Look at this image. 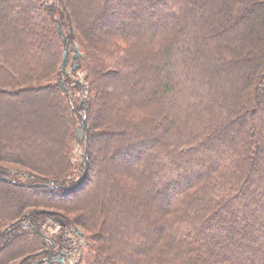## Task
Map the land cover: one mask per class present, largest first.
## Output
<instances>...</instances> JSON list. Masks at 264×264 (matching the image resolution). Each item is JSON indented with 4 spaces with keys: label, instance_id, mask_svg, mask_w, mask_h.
Segmentation results:
<instances>
[{
    "label": "trees",
    "instance_id": "trees-1",
    "mask_svg": "<svg viewBox=\"0 0 264 264\" xmlns=\"http://www.w3.org/2000/svg\"><path fill=\"white\" fill-rule=\"evenodd\" d=\"M57 1L0 0V264L41 258L50 218L85 264H264V0Z\"/></svg>",
    "mask_w": 264,
    "mask_h": 264
},
{
    "label": "rangeland",
    "instance_id": "rangeland-1",
    "mask_svg": "<svg viewBox=\"0 0 264 264\" xmlns=\"http://www.w3.org/2000/svg\"><path fill=\"white\" fill-rule=\"evenodd\" d=\"M47 3L49 5H52V6H55V7H59V3H58L57 0H47ZM170 33H172V32H170ZM72 48L77 49V44L74 43V44H72V45H70L68 47V49L70 50V55L68 57V63H67V67H66V70H65L66 74L68 76V79L70 81V85L71 86H72V80H74V79H77L81 85H85L86 83H85V80H84V74L79 72V71L76 72L72 68V58H73V55L75 54V52H74V50ZM258 48L259 47H257L256 49H258ZM146 50L147 51L149 50L148 46L146 47L145 45H142V46L138 45L137 48H136V53L141 52V53L144 54V52ZM145 77H146V79L144 78V80L143 79H142V81L140 80L141 81L140 83H143V87H145V89L152 90V85L151 84L154 82L153 76L151 77L150 74H149V75H147ZM228 77H230V76H228ZM63 79H64V77H63ZM136 87H138V85H136ZM84 97H85V93L82 94V95L81 94L77 95V98L80 99V100L83 99ZM161 105H163V97L160 96V97H158L156 99V101L154 103L149 104L148 106L152 107L153 111L155 110L157 112V110H158L157 107H161ZM125 122H128L126 120V117H125ZM55 124L56 123L54 122L53 125H55ZM58 127H60L59 124H58ZM108 129H110L109 125H108V128H106V127L104 128L103 132L107 133V131H109ZM159 141L165 143V145H168V146L170 145L169 142H167L168 140H163L162 137L159 138ZM83 142H85V141H83ZM81 143L82 142L78 141V143H76L73 146L72 164L74 166V170H73L72 176L68 178V182H67L68 185L69 184L71 185L72 182L74 183V182L78 181V179H79V170H78V168H79V165H80L81 161L83 160L82 157L84 158V160H86V157H84L83 146H82ZM98 159H99V164L101 166L104 165V163H106L104 155L101 156L100 154H98ZM117 163L120 165L119 161H117ZM7 172L9 173L8 174L9 175L8 179L11 180V181H13L14 179H16V180H18L20 182H27V181L29 182L30 180H32V178L31 177L29 178L27 176V173L24 170H21V169H17V168L8 166ZM151 214H152L151 217H154L153 216L154 213L152 212ZM35 227H37V230L39 229L38 232L44 233L45 236H47V238L53 243L54 242H58L57 241L58 238L60 236H63L62 237V242H60V243L62 245H63V243H65V246H64L65 248L64 249L61 248L60 250L61 251L66 250V251L64 253L65 254V261L63 263H61V264H85V262L81 261L80 259H81V256H82L83 247L86 244V239H85V233L83 231H81L79 228L66 227L65 229L62 228V230H61L56 218H50V219H47V220H45L43 222L40 221V223L38 225H35ZM22 229L23 230H27L29 228L25 224V226H23ZM37 230H36V232H37ZM64 233L66 234V236H64ZM70 240H72L71 242H73V243L75 241H77V243L76 244H72L71 242H69ZM55 248L58 250L57 246Z\"/></svg>",
    "mask_w": 264,
    "mask_h": 264
},
{
    "label": "water",
    "instance_id": "water-1",
    "mask_svg": "<svg viewBox=\"0 0 264 264\" xmlns=\"http://www.w3.org/2000/svg\"><path fill=\"white\" fill-rule=\"evenodd\" d=\"M58 31L60 32V34L62 35L61 31H60V28L58 27ZM65 41V39H64ZM79 56V53L76 51L75 52V55L74 57L77 58ZM68 57H69V52L66 51L64 52L63 54V60H62V64L60 66V75H59V79H60V88L63 92H65L66 94H68V91H67V88H66V85H65V82L63 80V77L65 76L66 74V67H67V63H68ZM73 70H75L77 67L73 65ZM86 136H87V123L86 121L84 120L83 121V129L81 128H78L76 130V139L79 141V142H83L85 141L86 143ZM86 154H87V151L86 149L84 150V157H86ZM6 181H8L9 183H13V181L9 180V179H5ZM45 253V251H42L40 252V254H43ZM62 262V259L61 257H57L55 259V264H61ZM47 264H50L49 262Z\"/></svg>",
    "mask_w": 264,
    "mask_h": 264
},
{
    "label": "flooded vegetation",
    "instance_id": "flooded-vegetation-1",
    "mask_svg": "<svg viewBox=\"0 0 264 264\" xmlns=\"http://www.w3.org/2000/svg\"><path fill=\"white\" fill-rule=\"evenodd\" d=\"M61 227L63 229L66 228V225L64 223L61 222ZM40 236L43 238V240L47 243V248H45L43 251H45V253L40 254L41 258H39L34 264H47L48 262L50 264H55V259L57 257H61L62 261H63V257L64 254L63 252L60 250L62 248V246L60 245H55L53 242H51L47 236H45L44 233L39 232ZM49 246V247H48ZM57 246L58 250L55 248Z\"/></svg>",
    "mask_w": 264,
    "mask_h": 264
},
{
    "label": "built area",
    "instance_id": "built-area-1",
    "mask_svg": "<svg viewBox=\"0 0 264 264\" xmlns=\"http://www.w3.org/2000/svg\"><path fill=\"white\" fill-rule=\"evenodd\" d=\"M58 224H59V222H58ZM59 226H60V229L62 230V227H61V225L59 224ZM64 236H66V234L64 233ZM72 240H70L69 242H71ZM72 244H76L77 243V241H75L74 243L73 242H71ZM62 245V244H61ZM65 243H63V245H62V248L64 249L65 247ZM62 249V250H63ZM65 251L66 250H64V251H62L63 252V254L65 253ZM65 261V254H64V257H63V262Z\"/></svg>",
    "mask_w": 264,
    "mask_h": 264
}]
</instances>
